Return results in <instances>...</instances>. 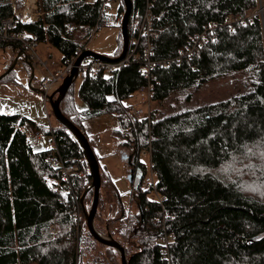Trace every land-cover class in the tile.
Listing matches in <instances>:
<instances>
[{"label":"trees","instance_id":"1","mask_svg":"<svg viewBox=\"0 0 264 264\" xmlns=\"http://www.w3.org/2000/svg\"><path fill=\"white\" fill-rule=\"evenodd\" d=\"M118 1L123 17L124 2ZM132 1L130 42L151 3L158 33L152 58L168 64L151 73L153 103L161 106L180 93L189 101L190 91L229 75L239 76L234 81L240 91L168 115L154 109L150 117L135 118L124 102L148 83L143 61L124 65L111 77L83 72L79 97L86 109L76 107L74 84L61 102L62 113L82 132L86 121L113 117L116 140L134 152L142 175L132 185L138 212L132 217L111 212L108 219L97 213L96 230L125 250L128 244L138 248L129 255L126 250L128 264H264V10L258 12L264 0ZM105 8V0H38L39 20L18 23L11 31L15 39L0 40V48L27 53L36 43H48L65 66L84 50L80 42L90 41L101 16L108 18ZM13 15L11 0H0V26ZM202 34L207 42L180 56ZM122 49L123 39L115 58ZM27 124L36 125L0 113V264H122L118 251L99 244L88 230L83 206L94 191L77 140L62 125L46 132L62 160L81 167V176L68 186L50 162L53 148L36 152L19 130ZM144 150L155 186L145 184ZM100 172L102 188L118 198L109 174L101 166ZM165 234L173 238L168 249L159 242Z\"/></svg>","mask_w":264,"mask_h":264},{"label":"rangeland","instance_id":"2","mask_svg":"<svg viewBox=\"0 0 264 264\" xmlns=\"http://www.w3.org/2000/svg\"><path fill=\"white\" fill-rule=\"evenodd\" d=\"M17 6H20V2ZM119 7L120 1L118 0H108L106 3V15L111 22H115L117 16H120ZM263 10L264 8H259L258 12ZM120 19L122 20V17ZM121 39V24L113 23L110 27H103L98 30L88 43L86 40H82L80 44L83 46V43H86V51L107 58H115L120 48ZM28 54L32 57L34 54L38 59L30 58V61L27 62L21 58L20 51L16 50L15 52L10 47H7V49L0 48V113L4 115H19L33 121L42 131V139L38 144L33 145V148L36 152L48 151L53 148V144L52 136L46 132L56 129L60 126V123L56 120L51 104L48 102L47 109L51 119V128L49 127L45 106L42 99L38 97L40 94L37 90H39L44 77L64 68L62 54L48 43H36ZM237 77L239 76L229 75L225 78L211 81L192 92L190 91L189 101L187 100V93H180L173 95L161 106L152 103L149 112L150 110L152 112L154 109H158L161 114L168 115L180 108H192L228 99L240 91L239 85L234 81ZM82 81L83 71H80L74 85L76 107L80 112L86 109V105L79 97ZM61 85L62 82L54 85L50 94L55 93ZM124 104L135 107L143 106L137 93L129 100H126ZM103 117H105L104 120L96 123L94 127L87 126L86 128L84 125L83 133L88 138L94 153L99 159L101 170L109 174L111 182L119 195L116 198L107 187H103L101 189L103 205H101L102 209L98 208L97 213L99 215L102 213L103 218L106 219L111 215V212H125L132 217L138 212L139 207L129 178L131 167L127 158L133 156L134 152L130 148L122 146L121 139L116 140L114 130L117 124L115 119L111 116ZM141 162L147 168V176H151L150 156H141ZM149 197L156 199L155 194H151ZM93 198V196L89 197L86 204H84L83 215L84 211L89 212L91 210ZM119 202L122 203L121 209L118 207ZM81 215L77 213L78 219L81 218ZM126 250L127 255H129L138 250V248L128 244L126 245Z\"/></svg>","mask_w":264,"mask_h":264},{"label":"built area","instance_id":"3","mask_svg":"<svg viewBox=\"0 0 264 264\" xmlns=\"http://www.w3.org/2000/svg\"><path fill=\"white\" fill-rule=\"evenodd\" d=\"M90 2H96L97 0H89ZM20 6L18 7L17 4ZM107 3L108 0H105ZM14 9L13 17L5 20L2 22L0 26V40L1 41H11L15 39V35L13 31L18 23L22 24H29L39 20L41 14L38 12V0H11ZM153 5L149 3L147 5L146 11L144 13L143 19L138 26V35L129 43V49L127 55L124 59L119 62H111L106 60H84L81 65L79 66V73L80 71L87 72L91 74L94 78L98 75H102L104 77H111L113 74L120 70L122 66L130 64L132 61L140 62L143 61L144 65L141 68L143 75L146 77L148 83L143 86L141 89L138 90L137 94L139 95V99L143 103V106L135 107L131 106L130 113L135 118H143V117H150L151 110L149 112L150 106L153 103V96H154V85L151 82V73L152 71L157 68L158 66H168L166 61H157L154 60L153 57V43L158 33L154 30L153 27V20L154 16L152 13ZM30 21V22H27ZM113 23L119 24L121 23V19L116 18L115 22H111L109 18L101 16L100 21L91 28L90 35L93 36L98 30L103 27H110ZM205 35H198L194 39L191 40L189 45L186 47L185 50L180 52V56L183 55H190L193 51L197 48L198 45L202 47L203 44L201 41L204 39ZM145 38L144 42V49L141 50L142 46V39ZM86 43H83V45ZM32 48H28V52H21V58L25 59L27 62L32 59H38L36 55L33 54V57L29 55V51ZM85 51L80 50L76 57H74L67 65L64 66L63 69H60L56 73H50L47 77H44L41 81V85L39 90H37L40 95L42 96V101L45 106V111L47 114V119L49 122V127L51 128V119L49 116V112L47 109V104L49 102V96L51 90L53 89L54 85L59 82H63L67 77H69L75 68V63L78 57ZM115 59V58H113ZM19 130L25 134L27 138L30 139L33 145L39 143L42 139V132L39 130L37 125L27 124L24 126H20ZM52 132V130H51ZM52 144H53V154L50 158V162L54 166V168L59 169L61 172L62 182L66 183L68 186L72 185V179L74 177L81 176V167L80 165L75 162L74 160L70 161L69 163H65L62 160V157L58 151V146L55 142V138L52 137ZM141 156H149V151L144 150L141 153ZM146 185H156V173L151 168V176H147L145 179ZM51 233H56V228L53 226L51 228ZM172 236L165 234L159 238L160 244L164 245L167 249L169 245L172 243Z\"/></svg>","mask_w":264,"mask_h":264},{"label":"water","instance_id":"4","mask_svg":"<svg viewBox=\"0 0 264 264\" xmlns=\"http://www.w3.org/2000/svg\"><path fill=\"white\" fill-rule=\"evenodd\" d=\"M123 2L125 6V12L121 20V33H122V39H123V49H122L121 55L113 59V58H107V57H104V56H101V55L85 50L78 57L75 63V68L73 70V73L62 82V85L55 93L49 96V102L51 104V108L53 110V114L56 120L60 123V125L66 127L70 131V133L74 136V138L77 140L80 147L82 148L86 163L90 171L92 183L89 189H92L94 191V198H93V204H92L91 210L89 212L84 211L88 230L90 234L92 235V237L99 244L117 250L118 253L120 254L122 264H128L125 248L122 247L121 244L118 243L113 238L105 237L101 235L95 228L94 222H95L96 215H97L98 208H99L100 193H101V188H102L100 163L86 135L77 126H75L69 119H67L64 116L60 108L61 102L64 100L70 88L75 84V81L79 75V66L84 60L91 58L94 60H106V61H111V62H119L122 59H124L125 56L127 55V52L129 49V43H130L129 24H130V18L133 12V1L123 0ZM132 165L133 164L129 162V166L131 167ZM133 174H134V171L131 169L130 174H129L131 185H133L134 183ZM86 193L84 194L82 198V202L84 200Z\"/></svg>","mask_w":264,"mask_h":264},{"label":"flooded vegetation","instance_id":"5","mask_svg":"<svg viewBox=\"0 0 264 264\" xmlns=\"http://www.w3.org/2000/svg\"><path fill=\"white\" fill-rule=\"evenodd\" d=\"M127 158V157H126ZM129 162H131L133 165L131 166V169L134 171L133 177H134V183L137 184L142 181V175L140 171H137V168L135 167L136 161L134 159V155L127 158Z\"/></svg>","mask_w":264,"mask_h":264},{"label":"crops","instance_id":"6","mask_svg":"<svg viewBox=\"0 0 264 264\" xmlns=\"http://www.w3.org/2000/svg\"><path fill=\"white\" fill-rule=\"evenodd\" d=\"M117 18H119L120 19V17L119 16H117ZM11 49H13V51H15L16 52V50L14 49V48H12V47H10ZM38 92V91H37ZM39 93V92H38ZM40 94V93H39ZM51 95V94H50ZM40 99H42V96L40 95V96H38ZM104 118L105 117H100V118H96V119H93V120H89V121H86L85 123H84V125H85V127L87 128V126L88 127H94L95 126V124L96 123H98L99 121L101 122V121H103L104 120Z\"/></svg>","mask_w":264,"mask_h":264},{"label":"snow or ice","instance_id":"7","mask_svg":"<svg viewBox=\"0 0 264 264\" xmlns=\"http://www.w3.org/2000/svg\"><path fill=\"white\" fill-rule=\"evenodd\" d=\"M27 22H30V21H27Z\"/></svg>","mask_w":264,"mask_h":264}]
</instances>
